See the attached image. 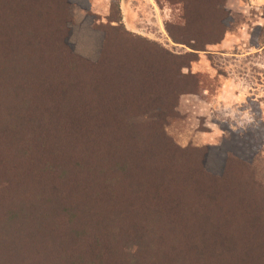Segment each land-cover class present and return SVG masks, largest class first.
I'll return each mask as SVG.
<instances>
[{
	"label": "trees",
	"instance_id": "16d2710c",
	"mask_svg": "<svg viewBox=\"0 0 264 264\" xmlns=\"http://www.w3.org/2000/svg\"><path fill=\"white\" fill-rule=\"evenodd\" d=\"M176 1L205 32L222 35L225 20L211 29L213 18L195 11L208 13L207 4ZM71 2L0 0V264H264L258 213L226 209L241 201L230 197L246 180L233 174L236 146L253 166L259 144L231 135L202 151L203 168L178 157L165 121L117 124L113 105L130 107L148 81L128 58L124 80L104 62L83 65L70 40ZM210 165L222 169L212 174L219 186L196 175ZM252 191L264 205V190Z\"/></svg>",
	"mask_w": 264,
	"mask_h": 264
},
{
	"label": "rangeland",
	"instance_id": "374dc122",
	"mask_svg": "<svg viewBox=\"0 0 264 264\" xmlns=\"http://www.w3.org/2000/svg\"><path fill=\"white\" fill-rule=\"evenodd\" d=\"M200 1L207 4L208 13L200 7L195 11L213 18L211 29L214 19L225 20L219 37L205 32L199 20L182 14V5L176 0H72L73 51L83 58V65L106 63L119 80L126 78L121 71L126 58L137 79L143 72L148 83L136 88L131 106L113 105V114L121 121L116 123L151 127L165 121V136L172 139L178 157L185 161L196 160L204 168L209 162L201 154L204 149L216 151L236 134L242 141L248 137L256 140L261 156L253 166L249 161L255 158L235 148V162L247 160L248 169L234 162L235 179L240 174L246 180L230 199L237 202L240 194L243 198L236 206L227 204L226 209L236 213L251 206L258 213L255 223H264V205L258 207L252 191L264 190V3L221 0L226 14L214 5L216 0ZM159 53L160 63L156 59ZM140 91L141 102L136 100ZM120 99L129 102L127 96ZM151 147L159 150L156 144ZM221 170L213 171L210 165L196 175L219 186L214 174ZM256 209L262 212L260 218Z\"/></svg>",
	"mask_w": 264,
	"mask_h": 264
},
{
	"label": "crops",
	"instance_id": "0c3cea01",
	"mask_svg": "<svg viewBox=\"0 0 264 264\" xmlns=\"http://www.w3.org/2000/svg\"><path fill=\"white\" fill-rule=\"evenodd\" d=\"M262 2L264 3V0H262Z\"/></svg>",
	"mask_w": 264,
	"mask_h": 264
}]
</instances>
